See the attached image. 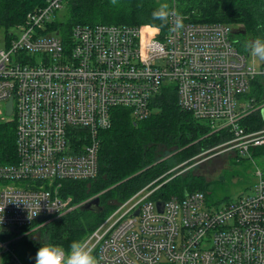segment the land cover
Wrapping results in <instances>:
<instances>
[{
	"label": "built area",
	"instance_id": "2783aa9c",
	"mask_svg": "<svg viewBox=\"0 0 264 264\" xmlns=\"http://www.w3.org/2000/svg\"><path fill=\"white\" fill-rule=\"evenodd\" d=\"M68 1L45 0L0 51V111L14 101L13 117L0 121H16L18 156L16 165L0 167V233L71 211L62 182L98 176L99 134L110 128L113 111L147 119L164 87H175L183 110L229 133L219 148H264V127L242 126L264 113V103L245 97L264 64L257 68L254 55L240 52L231 27L173 11L164 35L149 26H77L64 41L48 28ZM256 178L249 195L218 207L196 192L165 200L160 211L153 199L159 188L149 186L84 245L97 264H264V171ZM10 261L23 264L15 255Z\"/></svg>",
	"mask_w": 264,
	"mask_h": 264
},
{
	"label": "trees",
	"instance_id": "16d2710c",
	"mask_svg": "<svg viewBox=\"0 0 264 264\" xmlns=\"http://www.w3.org/2000/svg\"><path fill=\"white\" fill-rule=\"evenodd\" d=\"M180 14L190 15L196 23H223L241 28L244 50L246 43L264 39V0H175ZM44 0H0V29L8 31L22 24L27 15L42 7ZM167 5L166 23L153 19L152 13ZM172 0H71L66 20L53 25L69 35L75 26L116 25L168 31ZM6 41H9L7 35ZM264 99V77L258 78L247 95ZM152 115L136 121L127 109L113 112L112 125L100 132L99 175L92 181H66L62 196L71 198L77 208L45 225L38 231L22 230L14 253L24 264H35L39 247L54 245L64 253L74 240L85 241L114 212L143 188L166 175L178 165L204 151L231 139L223 131L211 133L210 126L182 110L173 87L164 88L151 105ZM11 118V117H9ZM259 114L243 125L261 124ZM16 121L0 123V166L17 163ZM191 165V163L189 164ZM167 175L158 184L165 183ZM208 182L191 169L163 185L155 200L185 198V193L206 192ZM100 198L101 212H85L80 207ZM15 236V235H13ZM3 264H9L5 259Z\"/></svg>",
	"mask_w": 264,
	"mask_h": 264
},
{
	"label": "rangeland",
	"instance_id": "374dc122",
	"mask_svg": "<svg viewBox=\"0 0 264 264\" xmlns=\"http://www.w3.org/2000/svg\"><path fill=\"white\" fill-rule=\"evenodd\" d=\"M68 6L69 5H67L62 11L58 13L57 15L58 22L62 20L63 21L66 20ZM20 34L21 31L17 28H11L8 31H6L5 29H0V51L6 49L5 41L7 35L19 36ZM241 36L242 35L240 34L236 35V39L241 38ZM60 37L61 38L65 37V33L61 32ZM255 66L257 68L260 67L258 57L256 58ZM6 116L8 117L6 112L0 111V117H6ZM0 123H3V121L2 122L0 121ZM183 169L184 168H181L180 170L178 169V171L176 172L178 173L183 171V173L181 174L173 173V176H179L183 174L185 175L187 174L188 171H190V170L186 171ZM193 169L195 170L196 174H201L202 176H204L206 178V181L208 182L205 193L208 194L207 204L209 207H218L220 205H225L226 203L232 201L236 202L237 200H239L241 196H246L251 193L252 188L256 184V179H257L256 171L258 169L264 171V148L251 149L248 152L218 151L216 153L215 151L213 153L203 155L202 160H197L196 167H193ZM8 184L13 186H25L24 183H18V182H12ZM124 203L125 202L119 204L118 207H120ZM94 233L95 231L85 241H87ZM21 238L22 236H17V235L11 236V235L0 234V242L9 243L10 244L9 248L13 252L15 251L16 247L19 246L14 244V242L20 240ZM85 241H83L84 244L86 243ZM0 251L5 252V255L3 256V260L6 259L8 263L11 264L10 261L11 254L7 253V251L4 248L1 249Z\"/></svg>",
	"mask_w": 264,
	"mask_h": 264
},
{
	"label": "bare ground",
	"instance_id": "6f19581e",
	"mask_svg": "<svg viewBox=\"0 0 264 264\" xmlns=\"http://www.w3.org/2000/svg\"><path fill=\"white\" fill-rule=\"evenodd\" d=\"M71 0H69L66 4H65V6L63 7V9L67 6V5H69V2H70ZM173 1V7H172V9H171V11H170V14H171V12H173V11H176L177 13H178V15H181V16H185V17H187L191 22H193L192 20H191V16L190 15H185V14H180L179 13V11H178V8H177V1H175V0H172ZM45 6V0H44V4H43V6L42 7H44ZM42 7H39V8H37L36 10H38V9H40V8H42ZM62 9V10H63ZM36 10H33L32 12H34V11H36ZM61 10V11H62ZM32 12H30V13H32ZM60 12V11H59ZM58 12V13H59ZM29 13V14H30ZM58 13L56 14V18H55V21L49 26V28H48V31H51L50 33H48L49 35H51V36H56V37H59V38H61L60 37V34H61V32H63V31H61V30H59V29H57L53 24L54 23H56V22H58V20H57V15H58ZM28 14V15H29ZM170 14H169V17H170ZM27 15V16H28ZM27 18V17H26ZM26 20V19H25ZM25 22V21H24ZM24 22L22 23V24H24ZM194 23H196V22H194ZM22 24H20L19 26H16L15 28H19ZM202 24H209V23H202ZM214 24H217V23H214ZM218 24H223V23H218ZM98 25H102V24H98ZM224 25H227L228 27H231L232 28V30H233V37H234V39H235V41L237 42V47H238V49L240 50V52H242L243 54H250L251 56H253V54L250 52V44H251V41H249V43H246V45H247V51H245L244 50V43H243V41H242V37L241 38H239V39H236V35H238V34H240V35H245V31H243L241 28H235V27H233L232 25H228V24H224ZM92 26H96V25H92ZM107 26H116V25H107ZM75 27H77V26H75ZM74 27V28H75ZM89 27H91V26H89ZM119 27H127V26H119ZM73 28V29H74ZM130 28V27H129ZM131 28H140V27H131ZM130 28V29H131ZM73 29H72V31H73ZM71 31V32H72ZM71 32H70V34H71ZM240 32V33H239ZM242 32H245L244 34L242 33ZM70 34L69 35H67V34H65V37H63V38H61V39H63L64 41H66L68 38H69V36H70ZM11 36L12 35H8V37H9V41L7 42V41H5V45H6V47L10 44V42H11ZM255 56V59L258 57L259 58V64H260V66H262L261 65V62H263V64H264V58H262V57H259V56H256V55H254ZM264 75H260V76H257L254 80H252L251 81V88H252V86H253V83L258 79V78H260V77H263ZM170 87H173L174 89H175V87L174 86H169V88ZM164 88H167V87H164ZM163 88V89H164ZM251 88H250V90L246 93V95H245V97H246V99H248V100H251V99H254L255 100V104H262V103H264V99H261V100H257L255 97L254 98H250L249 96H247L249 93H250V91H251ZM175 92H176V90H175ZM177 93V92H176ZM177 96H178V94H177ZM12 101V104L11 105H13V112H14V101H13V99H10L9 101H8V103H6V114L8 115V117H13V112H12V114H8L7 112H8V104H9V102H11ZM178 102H179V98H178ZM180 106V105H179ZM181 108V107H180ZM118 109H120V108H118ZM121 109H123V108H121ZM182 109V108H181ZM115 110H117V109H115ZM114 110V111H115ZM151 110H152V108H151ZM183 110V109H182ZM113 111V112H114ZM185 111V110H184ZM187 112V111H186ZM131 113V112H130ZM188 113H190V112H188ZM192 114V113H191ZM258 113H256V114H252V115H250L248 118H246L243 122H242V126L246 129L247 128V131L248 132H254V131H256L257 129H259L260 127H264V122H263V115H264V113H263V115L262 114H259L260 115V117H261V124H259L258 126H256V124H258L257 123V121H253L252 123H250L252 126H253V128L252 129H249L247 126L245 127L244 125H243V123H245V122H247V120L248 119H250L252 116H255V115H257ZM132 115V114H131ZM151 115H152V112H151ZM150 115V116H151ZM193 115V114H192ZM149 116V117H150ZM133 117V116H132ZM194 117V116H193ZM195 118V117H194ZM112 119H113V114H112ZM133 119H134V117H133ZM196 119V118H195ZM136 120V119H135ZM145 120V119H144ZM196 120H198V119H196ZM136 121H141V120H136ZM198 121H200V122H205V123H207L209 126H210V130H211V133H216V132H219V131H217V130H213L212 129V127H211V124L210 123H208V122H206V121H202V120H198ZM111 125H112V123H111ZM105 130H107V129H105ZM103 131V130H102ZM220 131H223V130H220ZM101 132V131H100ZM223 132H225V131H223ZM225 133H227L228 135H229V133L228 132H225ZM100 135V134H99ZM99 139H100V136H99ZM232 139V138H231ZM230 140V139H229ZM223 144V143H222ZM222 144H220V145H218L217 147H214V148H211V149H209V150H207V151H204L202 154H199V155H197L196 157H194V158H192L190 161H187V162H185V163H183L182 165H179V166H177V167H175V168H173L171 171H169L166 175H164V176H162L161 178H159L158 180H156V181H154L153 183H151L150 185H148L147 187H149L150 186V189H155V188H159L155 193H154V195L160 190V188L163 186V185H165V184H167V182H170L171 180H173V178H175L176 176H173V173H176L177 171H178V169L180 170L181 168H184L183 170H191V169H193V167H196V162H197V160H202V156L203 155H207V154H210V153H213V152H215L216 151V153L218 152V151H226V148H224V147H221V148H219L220 146H222ZM100 147H101V140H100ZM100 151V150H99ZM17 160H18V156H17ZM16 160V161H17ZM18 162V161H17ZM191 163V165H189ZM17 164V163H16ZM16 164H14V165H16ZM7 166H12V165H7ZM7 166H0V167H7ZM98 166H99V155H98ZM187 166V167H186ZM99 170H100V168H99ZM181 173H183V171H181V172H178V173H176V174H181ZM98 175H99V172H98ZM167 175H172L171 177H169L166 181H165V183H162V184H158V182L161 180V179H164ZM98 177V176H97ZM96 177V178H97ZM96 178H94V179H91V180H82V181H92V180H95ZM64 182H66V181H64ZM64 182H62V188H61V190H60V194H61V196H62V190H63V184H64ZM4 185H9L8 184V182L7 183H5ZM147 187H145V188H147ZM145 188H143L142 190H144ZM142 190H140L139 192H141ZM138 192V193H139ZM196 192H201V193H204L205 195H208L207 193H205V192H202V191H196ZM196 192H193V193H196ZM138 193H136L135 195H137ZM187 193V192H186ZM186 193H185V198H187L189 195H191V194H193V193H191V194H188L187 196H186ZM134 195V196H135ZM154 195H153V199H154ZM133 196V197H134ZM63 197V196H62ZM132 197V198H133ZM207 197V199H208V196H206ZM64 198V197H63ZM132 198H130V199H132ZM173 198V197H172ZM174 198H177V197H174ZM185 198H183V199H185ZM64 199H69V198H64ZM71 199V198H70ZM129 199V200H130ZM179 199V198H178ZM183 199H180V200H183ZM128 200V201H129ZM155 200V199H154ZM155 201H158L157 202V207H158V209L160 210V211H163V208H164V202H165V200H155ZM167 201V200H166ZM126 203V202H125ZM124 203V204H125ZM158 203H163V207L161 208V207H159L158 206ZM70 207L72 208V210L71 211H73L74 209H76L77 207L76 206H73L72 205V199H71V203H70ZM118 209H119V207H118ZM117 209V210H118ZM116 210V211H117ZM71 211H69V212H67L66 214H68V213H70ZM115 211V212H116ZM66 214H64V215H66ZM113 214H114V212H113ZM112 214V215H113ZM137 214H138V212H137ZM64 215H62V216H64ZM111 215V216H112ZM111 216H109L107 219H106V221L111 217ZM61 217V216H60ZM59 217V218H60ZM40 219H42V220H40ZM56 219H58V218H56ZM56 219H53L52 221H54V220H56ZM46 221H47V219H46V217H40L39 218V220H38V222H36L32 227H28V228H32L31 230L32 231H38V230H41V228L42 227H44L45 225H47V224H49V223H51V222H49V223H46ZM105 221V222H106ZM104 222V223H105ZM103 223V224H104ZM102 224V225H103ZM101 225V226H102ZM100 226V227H101ZM99 227V228H100ZM10 228H12V227H10ZM98 228V229H99ZM5 229H8V228H4L3 229V231L0 233V234H4V235H11V236H13V235H17V236H22V237H24V235L22 234V230L23 229H25V228H23V229H15V228H13V229H15V230H18V231H20L21 233L20 234H15V233H12V232H4V230ZM97 229V230H98ZM96 230V231H97ZM95 231V232H96ZM1 243V242H0ZM2 244H5V245H7V247H8V250H7V253H10L11 254V258H12V256H17L12 250H10V248H9V246H10V244L9 243H2ZM1 249H3V248H0V250ZM58 251H60V252H62V253H64L62 250H58ZM0 253H3V256L5 255V252H1L0 251ZM92 255H94L95 257L97 256L96 255V253H93ZM3 256H2V258L1 259H3ZM18 257V256H17ZM19 258V257H18ZM20 259V258H19ZM96 259H97V257H96ZM22 262V261H21ZM3 263H4V260H3ZM23 263V262H22ZM24 264V263H23Z\"/></svg>",
	"mask_w": 264,
	"mask_h": 264
},
{
	"label": "clouds",
	"instance_id": "9594fccd",
	"mask_svg": "<svg viewBox=\"0 0 264 264\" xmlns=\"http://www.w3.org/2000/svg\"><path fill=\"white\" fill-rule=\"evenodd\" d=\"M152 17L166 23L168 17L167 5H161L152 13ZM177 27H179V24ZM250 52L264 58V39L257 38L251 42ZM35 264H97V259L86 249L82 240H74L65 253L58 251L54 245L39 247L35 255Z\"/></svg>",
	"mask_w": 264,
	"mask_h": 264
},
{
	"label": "water",
	"instance_id": "95a60500",
	"mask_svg": "<svg viewBox=\"0 0 264 264\" xmlns=\"http://www.w3.org/2000/svg\"><path fill=\"white\" fill-rule=\"evenodd\" d=\"M240 33V32H239ZM243 34L245 32H242ZM12 104V101L9 102L8 104V114H12L13 112V105ZM188 194L186 193V196ZM158 206L159 207H163V203H158ZM81 211H85V212H95V213H99L101 212V208H100V198H96L94 200H90L89 202L85 203L84 205H82L80 207ZM42 220V219H40ZM4 232H12V233H15V234H20L21 232L18 231V230H15V229H12V228H8V229H5Z\"/></svg>",
	"mask_w": 264,
	"mask_h": 264
}]
</instances>
